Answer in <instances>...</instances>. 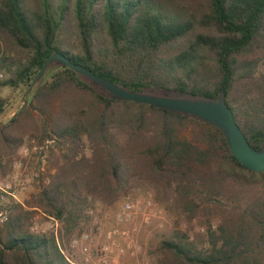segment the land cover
Wrapping results in <instances>:
<instances>
[{"label": "trees", "instance_id": "16d2710c", "mask_svg": "<svg viewBox=\"0 0 264 264\" xmlns=\"http://www.w3.org/2000/svg\"><path fill=\"white\" fill-rule=\"evenodd\" d=\"M55 52L131 91H222L250 146L262 147L264 0H0V88L27 90ZM34 139L52 142L54 171L24 203L0 188V264H75L58 236L31 229L33 215L68 229L88 198L110 203L131 178L161 186L188 220L220 210L200 247L179 228L161 238L158 264H264V170L239 163L219 127L112 98L55 64L0 129L1 177Z\"/></svg>", "mask_w": 264, "mask_h": 264}, {"label": "rangeland", "instance_id": "374dc122", "mask_svg": "<svg viewBox=\"0 0 264 264\" xmlns=\"http://www.w3.org/2000/svg\"><path fill=\"white\" fill-rule=\"evenodd\" d=\"M0 74V80H2L5 75L2 72ZM26 91L23 87L0 88V96L6 102L4 111L0 115V122H7L12 114L20 109ZM178 133L181 137L192 139L189 126H178ZM51 146L52 142L49 140L42 142L36 139L26 141L17 150L16 158L8 174L4 177L0 176V188L9 193L14 200L22 203L28 200L32 194H36L41 178L45 177L47 173L54 171V169L49 167ZM127 195L136 200L139 205H141L145 196H150L154 202V215L147 222L141 219L135 220L138 225V231L134 235L133 243L130 242V248L122 255L113 254L107 264H158L155 257V248L159 240L167 237L174 228L185 231L190 240L200 247L205 244V232L209 227V223L214 228L216 220L220 216L219 209H204L205 211H199L196 216L188 220L184 214L180 213L178 202L173 196L170 197L163 192L161 186H157L148 179L131 178L127 183L126 189L110 203L88 198L80 218L68 229L63 223L41 211H36L33 215L31 229L38 232H52L58 236V240L62 242L65 254L68 255V259L73 263L99 264L95 258V249L104 242L105 230L117 225L124 226V224H117L112 218L108 217L106 219L99 215L101 230H96L88 210L97 208L112 214V212L121 207ZM82 231H89L92 235L93 248L90 262H84L83 254L77 247L72 245V239L79 236Z\"/></svg>", "mask_w": 264, "mask_h": 264}, {"label": "water", "instance_id": "95a60500", "mask_svg": "<svg viewBox=\"0 0 264 264\" xmlns=\"http://www.w3.org/2000/svg\"><path fill=\"white\" fill-rule=\"evenodd\" d=\"M55 64L68 66L82 77L96 83L100 89L112 98L150 104L183 115H189L219 127L232 155L239 163L254 171L264 170V141L259 150H255L250 146L244 133L235 122L232 110L225 104L222 91L216 98L186 95L170 90L163 91L161 94L131 91L73 62L67 55L60 52H55L44 60L27 88L22 106L12 114L8 121L16 117L25 108L28 103V95L40 83L47 68ZM6 123H0V129ZM262 137L264 139V132Z\"/></svg>", "mask_w": 264, "mask_h": 264}, {"label": "built area", "instance_id": "2783aa9c", "mask_svg": "<svg viewBox=\"0 0 264 264\" xmlns=\"http://www.w3.org/2000/svg\"><path fill=\"white\" fill-rule=\"evenodd\" d=\"M1 75V74H0ZM92 218V223L96 230H101L99 215L104 218H112L117 224L124 226H114L104 233V242L99 244L95 249V258L99 264H107L113 254L122 255L130 248V242L133 243L134 235L138 231L136 219H141L144 222L150 220L154 215V202L150 196H145L139 205L136 200L127 195L124 198L123 204L119 209L110 214L108 211L90 208L88 210ZM130 224V225H126ZM72 245L77 247L83 254L84 262H90L92 257V235L89 231H82L79 236L72 239ZM80 264V263H75Z\"/></svg>", "mask_w": 264, "mask_h": 264}]
</instances>
